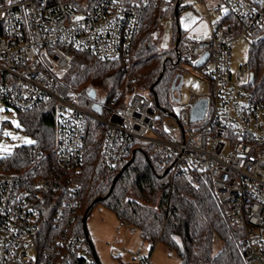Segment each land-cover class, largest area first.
Here are the masks:
<instances>
[{
	"label": "built area",
	"instance_id": "obj_1",
	"mask_svg": "<svg viewBox=\"0 0 264 264\" xmlns=\"http://www.w3.org/2000/svg\"><path fill=\"white\" fill-rule=\"evenodd\" d=\"M217 1L207 7L203 0H0V107L28 111L53 102L56 152L65 173L82 163L85 122L91 119L107 128L102 146L107 171L119 169L131 143L140 141L150 148L149 163L171 179L191 172L207 176L228 224L240 231L244 264H264V100L253 93L247 59L234 70L230 62L235 38L249 46L263 40L264 0ZM151 9L155 25L149 36L157 39L160 20L171 18L170 59L198 72L206 93H190L177 114L159 110L144 89L111 98L113 109L104 118L105 97L92 100L99 114L78 105L62 83L73 53L86 50L129 68L134 40ZM189 23L187 34L180 24ZM203 24L205 30L198 31ZM199 101L205 102L202 118L191 121ZM67 178L42 177L35 169L0 174V264H76L84 257L74 231L76 185ZM53 192L68 198L47 235L38 202ZM134 260L149 264L150 255L137 252Z\"/></svg>",
	"mask_w": 264,
	"mask_h": 264
},
{
	"label": "trees",
	"instance_id": "obj_2",
	"mask_svg": "<svg viewBox=\"0 0 264 264\" xmlns=\"http://www.w3.org/2000/svg\"><path fill=\"white\" fill-rule=\"evenodd\" d=\"M154 13L151 9L143 18L129 68L119 62L101 60L86 50L73 53L71 69L63 76L62 83L75 94L78 105L91 110L93 99L88 93L96 97V89L102 90L106 93L101 114L104 118L113 109L111 98L121 97L125 89L141 85L159 110L169 108V101L174 98L171 84L180 79L181 66L170 59V52L160 53L152 43L149 31L155 25ZM261 33L263 40L249 46L247 64L254 74L253 93L264 100V30ZM124 72L126 78L122 77ZM16 114L19 127L34 143L0 156V174H20L35 169L42 177L52 175L62 181L70 177L67 182L76 185L74 231L86 254L91 252L84 238L82 219L87 220L94 207L100 205L109 210L121 226L136 230L141 240L148 243L149 254L158 243L172 250L180 264H244L237 246L240 231L228 224L226 209L217 202L207 176L191 172L171 179L164 170L149 163L150 148L140 141L131 143L127 160L119 169L107 171L102 161L107 128L91 119L85 122L82 163L77 171L65 173L59 167L56 152L57 122L53 102ZM43 198L38 202L40 226L49 235L50 221L68 196L53 192ZM214 236L222 243L216 254L212 251ZM85 263L84 257L76 262Z\"/></svg>",
	"mask_w": 264,
	"mask_h": 264
},
{
	"label": "rangeland",
	"instance_id": "obj_3",
	"mask_svg": "<svg viewBox=\"0 0 264 264\" xmlns=\"http://www.w3.org/2000/svg\"><path fill=\"white\" fill-rule=\"evenodd\" d=\"M173 20L164 17L158 26V38L152 39V43L160 53L170 52L173 48ZM193 23V22H192ZM192 23L180 24L184 31H190ZM200 27V26H199ZM198 27L193 31L196 32ZM201 28L198 30L200 31ZM190 33V32H189ZM249 43L243 37H237L231 45V68L237 69L243 64L248 56ZM182 82L179 91L174 92V103L169 101V108L174 113H179L180 104L188 101L190 93L201 95L206 93L207 87L199 80L198 72L185 70L180 67ZM133 81H136L135 79ZM133 90L142 89V86L135 85ZM131 89V90H132ZM130 91L129 89H125ZM98 98H106V93L96 89ZM34 140L21 130L16 111L11 108L0 107V156L11 153L21 145H30ZM86 229L92 243L94 253L99 264H137L134 260L135 253L148 255L149 245L143 242L136 230L129 226H121L115 216L100 205L94 207L86 220ZM213 254H216L222 247L217 236L213 238ZM85 264H94L91 254H84ZM149 264H180L176 254L163 244L156 243L151 251Z\"/></svg>",
	"mask_w": 264,
	"mask_h": 264
},
{
	"label": "water",
	"instance_id": "obj_4",
	"mask_svg": "<svg viewBox=\"0 0 264 264\" xmlns=\"http://www.w3.org/2000/svg\"><path fill=\"white\" fill-rule=\"evenodd\" d=\"M203 60L199 61L197 63V66H199L202 63ZM175 81L176 80H174L172 82V84H171V92L172 93L175 92V91L178 92L179 91V87L181 85V79H179V81L176 84H175ZM88 95H89V97L91 99H93L95 97L94 93H92V92H89ZM91 109L96 114H99L101 112L100 106L93 105L91 107ZM204 109H205V102L204 101H199L191 110V118H190L191 121H196V120L201 119L202 115H203V112H204ZM82 223H83V230H84V238H85V240H86V242L88 244V248L90 249L91 255L93 257V261L95 262V264H99L98 260H97V257H96V255L94 253V249H93L92 243H91V241L89 239V235H88L87 229H86V217H83Z\"/></svg>",
	"mask_w": 264,
	"mask_h": 264
},
{
	"label": "crops",
	"instance_id": "obj_5",
	"mask_svg": "<svg viewBox=\"0 0 264 264\" xmlns=\"http://www.w3.org/2000/svg\"><path fill=\"white\" fill-rule=\"evenodd\" d=\"M205 2V4L207 5V7H213L217 4V0H203ZM201 30L200 31H204L205 30V25H201L200 26ZM132 229V228H131ZM134 230V229H132ZM149 254V253H148ZM151 256V253L149 254Z\"/></svg>",
	"mask_w": 264,
	"mask_h": 264
},
{
	"label": "flooded vegetation",
	"instance_id": "obj_6",
	"mask_svg": "<svg viewBox=\"0 0 264 264\" xmlns=\"http://www.w3.org/2000/svg\"><path fill=\"white\" fill-rule=\"evenodd\" d=\"M95 99H96V97L93 98V100H95Z\"/></svg>",
	"mask_w": 264,
	"mask_h": 264
}]
</instances>
